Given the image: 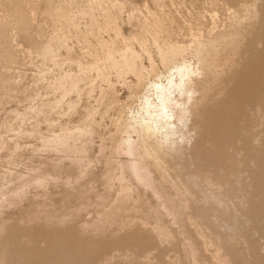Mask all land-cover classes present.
<instances>
[{
  "label": "rangeland",
  "instance_id": "rangeland-1",
  "mask_svg": "<svg viewBox=\"0 0 264 264\" xmlns=\"http://www.w3.org/2000/svg\"><path fill=\"white\" fill-rule=\"evenodd\" d=\"M113 1L99 0L83 16L92 0H0V264H264V0H118L122 12L114 25L105 24L103 9L116 11ZM254 1V11L242 6ZM93 16L104 45L121 50L126 38L140 55L138 84L132 73L118 77L105 64L98 37L85 33ZM140 35L157 75L164 68L152 36L166 49L185 46L178 62L197 65V42L217 54L216 67L200 82L204 99L192 110L188 144L168 149L132 133V115L155 79L131 39ZM93 55L105 64L102 73L88 67ZM62 73L79 78L77 94L67 83L65 90L51 87ZM125 134L138 137L133 154ZM133 160L160 194L136 179Z\"/></svg>",
  "mask_w": 264,
  "mask_h": 264
},
{
  "label": "bare ground",
  "instance_id": "bare-ground-1",
  "mask_svg": "<svg viewBox=\"0 0 264 264\" xmlns=\"http://www.w3.org/2000/svg\"><path fill=\"white\" fill-rule=\"evenodd\" d=\"M65 1V0H64ZM93 2H89L88 3V5H90L89 7H88V9L87 8H85V9H87V10H84V12L85 13H82V15L84 16L85 14H86V12H91L92 11V9H93V7L96 5L97 6V4L99 3V0H92ZM128 1V0H127ZM157 1V0H156ZM163 1V0H162ZM244 1V0H243ZM257 1V0H256ZM161 2V1H160ZM112 3V6L116 9V11H111L108 7L106 8V9H103V10H105V13H104V19H105V24L106 23H116V21H117V17L119 16L118 14H120V12H122V11H120V10H122L123 8H124V4L123 3H121L120 1H118V0H114L113 2H111ZM157 3H159V1L157 2ZM163 3V2H162ZM182 3V2H181ZM145 4V3H144ZM156 4V3H155ZM240 4V3H239ZM245 4H247V3H245ZM87 5V6H88ZM99 6H100V4H98ZM106 4H104V6H105ZM164 5V4H163ZM99 6H98V8H99ZM109 6H110V4H109ZM137 6V5H136ZM238 6V5H237ZM243 7L245 6L246 8H244V9H246V10H248V12L249 11H254V9H256V2L254 1L252 4H250V5H242ZM241 6V7H242ZM73 7V6H72ZM139 7V6H138ZM239 7V6H238ZM57 8V7H56ZM110 8H112V7H110ZM133 8V7H132ZM144 8H145V6H144ZM159 8V7H158ZM237 8V7H236ZM102 9V8H101ZM160 9H162V7L160 8ZM58 10H59V7H58ZM74 10V9H73ZM103 10H101V12L103 11ZM136 10H137V8H136ZM135 10V11H136ZM147 10V9H146ZM145 10V11H146ZM163 10V9H162ZM162 10H161V12H162ZM229 11H231V10H229ZM245 11V10H244ZM77 12V11H76ZM95 12V11H94ZM242 12V11H241ZM245 12H247V11H245ZM79 13H81V12H79ZM151 13H152V10H151ZM232 13V12H231ZM236 13V12H235ZM255 13V12H254ZM92 13H90V14H88V15H91ZM97 14V13H96ZM139 14V13H138ZM149 14V13H148ZM164 13H162V15H163ZM230 14V13H229ZM242 15H243V13H241ZM241 14H240V16H241ZM101 15V14H100ZM140 15V14H139ZM142 15V14H141ZM234 15H236V14H234ZM239 15V14H238ZM237 15V16H238ZM245 15V14H244ZM246 15H248V14H246ZM251 15V14H250ZM255 15V14H254ZM254 15H251V17L253 16L254 17ZM92 16V15H91ZM138 16V15H137ZM145 16V15H144ZM148 16H150V15H148ZM153 16H155L154 14H153ZM210 16V15H209ZM232 17H233V15H231ZM249 16V15H248ZM247 16V17H248ZM81 17V16H80ZM88 17V16H87ZM130 18H131V15L129 16ZM140 18H141V16H139ZM138 17V18H139ZM162 17V16H161ZM216 17V16H215ZM214 17V18H215ZM235 17V16H234ZM244 17V16H243ZM242 17V18H243ZM252 17V18H253ZM256 17V16H255ZM255 17H254V19H255ZM90 18V17H89ZM100 18H101V16H100ZM151 18V17H150ZM156 18H158L157 16H156ZM242 18H240V19H242ZM246 18V17H245ZM99 19V18H98ZM102 19H103V17H102ZM119 19V18H118ZM134 19V18H133ZM136 19V18H135ZM147 19V18H146ZM145 19V20H146ZM211 19V18H210ZM244 19V18H243ZM130 20H132V19H130ZM137 20L138 19H136V22H137ZM142 20V19H141ZM234 20V19H233ZM246 20H248V19H246ZM250 20H252V19H250ZM249 20V21H250ZM127 21V20H126ZM153 21V20H152ZM241 21H243V20H241ZM102 22H103V20H102ZM146 22V21H145ZM234 22V21H233ZM247 22V21H246ZM140 23V22H139ZM155 23V22H154ZM238 23V22H237ZM244 23V22H243ZM83 24H85V22L83 23ZM99 24H100V22H99ZM99 24H97V20L94 18V16L93 17H91L90 18V20H89V23H87L86 25H85V27H84V29H86V31H85V33L86 32H90V33H92V34H94L95 35V37H98V40L100 41L98 44L102 47V50L100 49V47H99V51H101V52H103L104 51V62H105V64H108V67H110L111 68V70L112 69H114V71H116L115 73L116 74H118L119 76L118 77H121L122 75L124 76V73L125 72H129L130 74L132 73V75H134L135 76V79L137 78L139 81L142 79V77H143V73H142V71L137 67V65H136V61H138V62H141L140 60H139V58H140V55L138 54V52L137 51H135L134 50V48H132L131 47V44H129V42L127 41V39L126 38H124V42L123 43H125L124 44V46L122 47V49L120 50V49H118L117 47H115V46H112L113 44L112 43H109V45L110 44H112L111 46H106V45H104V43L101 41V39L99 38V35H98V33L95 31V26H98L99 27ZM143 24H145V23H143ZM152 24H153V22H152ZM81 25V24H80ZM101 25H103V24H101ZM108 25V24H107ZM112 25H114V24H112ZM119 25V24H118ZM131 25V24H130ZM79 26V25H78ZM69 27V26H68ZM74 27V26H73ZM82 27H83V25H82ZM98 27H96L98 30H100ZM107 27V26H106ZM144 27V26H143ZM154 27V26H153ZM156 27V26H155ZM155 27H154V29H155ZM104 28H105V25H104ZM109 28V27H108ZM163 28V27H162ZM241 28V27H240ZM80 29V28H79ZM83 29V30H84ZM146 29V28H145ZM171 29V28H170ZM67 30H68V28H67ZM115 32H116V34H120V28L119 27H117V25H116V27H115ZM114 30H113V34L115 33L114 32ZM156 30H157V28H156ZM155 30V31H156ZM160 29H158V31H159ZM165 30V29H164ZM166 30H168V29H166ZM101 31V30H100ZM152 31H153V33L155 34V31L152 29ZM152 31H150V32H152ZM211 31H213V30H211ZM234 31V30H233ZM232 31V32H233ZM101 32H103V31H101ZM109 32H111V30L109 31ZM174 32V31H173ZM192 31H190V33H191ZM245 32V31H244ZM55 33V32H54ZM146 33V32H145ZM148 33H149V31H148ZM147 33V34H148ZM159 33V32H158ZM160 33H161V30H160ZM159 33V34H160ZM172 33V32H171ZM194 33V32H193ZM224 33V32H223ZM87 34V33H86ZM106 34V33H105ZM104 33H103V35H105ZM112 34V35H113ZM116 34L115 35H113V36H116ZM152 34V33H151ZM153 34V35H154ZM158 34V35H159ZM174 34V33H173ZM173 34H171V35H173ZM189 34V33H188ZM198 34H200V33H198ZM197 34V35H198ZM210 34H212V33H210ZM81 35V34H80ZM88 35V34H87ZM132 35V34H131ZM157 35V36H158ZM168 35V37L167 38H169V34H166V36ZM196 35V34H195ZM62 36V35H61ZM125 36V35H124ZM161 36H162V34H161ZM160 36V37H161ZM189 36H191V35H189ZM216 36V35H215ZM219 36V35H218ZM222 36H223V34H222ZM52 37V36H51ZM65 37V36H64ZM75 37H76V35H75ZM92 37V36H91ZM127 37V36H126ZM149 37H151V36H149ZM153 37V36H152ZM150 38V39H152V40H150V41H152L151 42V44H154V47H155V51H156V54L155 55H157V57L159 58V60L161 61V63L163 64V67L162 68H164V70L159 74V75H157L156 73H155V71H154V64H153V55H152V52H151V48L149 49L148 47H146V42H145V40H144V38H142V35H140V36H138V37H135V36H133L131 39H132V41H138V43H140V46L142 47V49H141V51L140 52H144L143 53V55H146V59H148L149 60V64H150V62H151V68H152V71H153V73L155 74V79H153V80H151L150 82L149 81H147V82H149L148 84H147V88H146V93L143 95V97H142V99H141V101L140 100H138V101H140V104H139V106H137L138 107V111L135 113V114H133L132 115V118H131V121H132V124H131V129H133L132 131H134V132H132V131H130V132H132V133H135L136 132V134H134V135H137V133L140 135V136H142V137H144L145 139H147V140H155V142L156 143H159V145L161 146V147H165V148H168V149H173L174 147H176L177 145H179V143H189L191 140H192V138H194V135L193 134H191V132L193 131V127H194V123H193V121H192V117H193V114H192V110H193V108H195L196 106H199L200 105V103L202 102V100L204 99V90L205 89H203V87L201 86V84H200V82L201 81H203V79H204V77L203 76H206V74L207 73H209V72H211L212 71V69L213 68H215L216 67V58H217V54H216V52H214V50H213V47H211V48H209V50L206 52V53H204L200 48H199V43L197 42V46L196 47H198L197 49H195V51L193 52L194 53V55H193V57L195 56V58H196V60H197V65L195 64H193V63H190V62H188V60H185V59H183V61L182 62H178L177 60H178V58L179 57H181L183 54H184V52L186 51V48H185V46H180V45H178V47H172L171 49H170V47H169V49H166V48H164L163 47V45H166V44H162V43H160L162 46H160L159 44H158V42L156 41V39L154 38V37H156V36H154L153 38ZM197 37V36H196ZM195 37V38H196ZM56 38V37H55ZM69 38V37H68ZM73 38V37H72ZM83 38H85V37H83ZM112 38H114V37H112ZM118 38V37H117ZM120 38V37H119ZM128 38H130V37H128ZM146 38V37H145ZM156 38H158V37H156ZM166 38V39H167ZM191 38H192V36H191ZM193 38H194V36H193ZM193 38H192V40H193ZM198 38V37H197ZM91 39V38H90ZM115 39H116V37H115ZM121 40H122V38H120ZM147 39V38H146ZM190 39V37L188 38V40ZM213 39H214V36H213ZM224 39V38H223ZM230 39V38H229ZM58 40H60V39H58L57 38V41ZM67 40V39H66ZM65 40V41H66ZM84 40V39H83ZM82 40V41H83ZM103 40H105L104 38H103ZM112 40V39H111ZM148 40V39H147ZM159 40H160V38H159ZM169 40V39H168ZM192 40H189V41H192ZM204 40V39H203ZM218 40V39H217ZM74 41H75V39H74ZM78 41V40H77ZM94 41V40H93ZM130 41V40H129ZM163 41H165V40H163ZM162 41V42H163ZM170 41V40H169ZM172 41V40H171ZM188 41V42H189ZM209 41H210V39H209ZM90 42V41H89ZM131 42V41H130ZM168 42V41H167ZM166 42V43H167ZM201 42V41H200ZM59 43V42H58ZM78 43L79 42H77V45H78ZM90 43H93V42H90ZM105 43H106V41H105ZM115 43V42H114ZM138 43H135L136 45L138 44ZM164 43V42H163ZM190 43V42H189ZM195 43H196V41H195ZM230 43V42H229ZM54 44V43H53ZM52 44V45H53ZM64 44H66V43H64ZM84 44H86V43H84ZM88 44V43H87ZM117 44V43H116ZM115 44V45H116ZM119 44V43H118ZM148 44V43H147ZM151 44H148L149 45V47H150V45ZM175 44H176V42H175ZM174 44V45H175ZM180 44V43H179ZM182 44V43H181ZM191 44H192V42H191ZM57 45V44H56ZM122 45V44H121ZM147 45V46H148ZM170 45V44H169ZM168 45V46H169ZM187 45L188 46H190L188 43H187ZM67 45H65V47H66ZM88 46V45H87ZM117 46H119V45H117ZM139 45H138V47H140ZM193 46V45H192ZM203 46H204V44H203ZM207 46V45H206ZM205 46V47H206ZM237 46H239V45H237ZM59 47H61V46H59ZM137 47V46H136ZM167 47V46H166ZM187 47V46H186ZM194 47V46H193ZM201 47V46H200ZM50 48V47H49ZM52 48V47H51ZM50 48V49H51ZM67 48V47H66ZM72 48V47H71ZM204 49V48H203ZM2 50V49H1ZM58 50V49H57ZM57 50H55L56 51V53H57ZM67 50V49H66ZM71 50H73V49H71ZM84 50V49H83ZM82 50V51H83ZM86 50V49H85ZM85 50H84V53H85ZM94 50V49H93ZM143 50V51H142ZM190 50V49H189ZM192 50H194L193 48L191 49V51ZM234 50V49H233ZM7 51V50H6ZM29 51V50H28ZM28 51H27V53H28ZM65 51V50H64ZM68 52H69V50H68ZM88 52V51H87ZM230 52V51H229ZM235 52V51H234ZM233 52V53H234ZM29 53H30V51H29ZM44 53L45 54H47V53H49V50H45L44 51ZM83 53V54H84ZM91 53V52H90ZM36 54V53H35ZM86 54V53H85ZM84 54V55H85ZM89 54V53H88ZM93 54H95V53H93ZM97 54H98V52H97ZM103 54V53H102ZM116 54L118 55V57H119V59L117 58V56H116ZM185 54H187V53H185ZM28 55H31V54H28ZM47 55H49V54H47ZM82 55V54H81ZM80 55V56H81ZM71 56V55H70ZM86 56V55H85ZM98 56V55H97ZM100 56H101V54H100ZM220 56V55H219ZM79 57V56H78ZM87 57H89V56H87ZM93 58L91 59V62L89 63V65H88V67L89 68H92L93 70L94 69H96L97 71H95L96 73L98 72V73H102L103 71H102V68H101V66H100V63H99V58H96V56L94 57V55L92 56ZM142 57V56H141ZM42 58V57H41ZM57 58V57H56ZM82 58H83V56H82ZM143 58V57H142ZM145 58V57H144ZM184 58V57H183ZM190 58V57H189ZM62 59H64V58H62ZM85 59V58H84ZM90 59V58H89ZM103 58H101V60H102ZM155 59H156V57H155ZM53 60V57L51 58V61ZM54 60H56L55 58H54ZM86 60V59H85ZM84 60V61H85ZM220 60V59H219ZM47 61V60H46ZM72 61V60H71ZM76 61H79V60H76ZM146 61V60H145ZM53 62V61H52ZM70 62V61H69ZM66 63V62H65ZM143 63V62H142ZM55 64H56V62H55ZM54 64V65H55ZM70 64V63H69ZM68 64V65H69ZM73 64V63H72ZM78 64V63H77ZM77 64H76V66H77ZM80 64V63H79ZM104 64V63H103ZM104 64V65H105ZM138 64H140V67H141V63H138ZM43 65V64H42ZM58 65V64H57ZM56 65V66H57ZM75 65V64H74ZM85 65V64H84ZM103 65V66H104ZM149 65V66H150ZM39 66V65H38ZM64 66V65H63ZM62 66V67H63ZM102 66V67H103ZM148 66V67H149ZM42 67V66H41ZM47 67V66H46ZM60 67V66H59ZM86 67V65L84 66V68ZM48 68V67H47ZM58 67H56V69H57ZM76 68H78V66L76 67ZM82 68V67H81ZM150 67H149V71H150V69H151ZM109 69V68H108ZM142 69V68H141ZM147 69V68H146ZM221 69V68H220ZM54 70V69H53ZM63 70V69H62ZM51 71H52V69H51ZM70 71V70H69ZM81 71H82V69H81ZM92 71V70H91ZM63 72V71H62ZM104 72H106V71H104ZM110 72V71H109ZM59 73V72H58ZM65 73H66V70H65ZM79 73V72H78ZM89 73H91L92 74V72H89ZM152 73V72H151ZM47 74V73H46ZM128 74V73H127ZM41 75V74H40ZM96 75V74H95ZM47 76V75H46ZM82 76V75H81ZM104 76V75H103ZM108 76V75H107ZM110 76V75H109ZM126 76V75H125ZM153 76V75H152ZM39 77V76H38ZM53 77H55V76H53ZM79 77H80V75H79ZM83 77H84V75H83ZM86 77V76H85ZM100 77H102V74H101V76ZM57 78V77H56ZM95 78V77H94ZM93 78V79H94ZM99 78V77H98ZM105 78H107V77H105ZM210 78V77H209ZM41 79V78H40ZM46 79V78H45ZM48 79V78H47ZM96 79V78H95ZM119 79V78H118ZM137 79H136V83H137ZM122 80H124V79H122ZM148 80V79H147ZM44 81V80H43ZM48 81V80H47ZM127 81V80H126ZM125 81V82H126ZM50 82V81H49ZM52 82V86L51 87H58V88H61V89H64V84H66L67 83V86H68V89H69V91L70 90H76V91H80L79 90V82H80V80H79V78L76 76H71V75H69L68 73L67 74H64L63 75V73H62V76H60L58 79H56L55 81H51ZM95 82V81H94ZM100 82H101V80H100ZM108 83H109V81H107ZM43 83V82H42ZM102 83V82H101ZM112 83V82H111ZM110 83V85H112ZM39 84V83H38ZM46 84H47V82H46ZM45 84V85H46ZM90 84H91V81H90ZM107 84V83H106ZM138 84V83H137ZM142 84V83H141ZM42 85V84H41ZM44 85V86H45ZM87 85V84H86ZM88 85H89V83H88ZM132 84H130V86H131ZM47 87H48V85H46ZM84 86V85H83ZM82 86V87H83ZM90 86V85H89ZM114 86V85H113ZM112 86V87H113ZM127 86H129V84L127 85ZM55 87V88H56ZM81 87V88H82ZM86 87H88V86H86ZM107 87V85L105 86V88ZM115 87V86H114ZM113 87V88H114ZM36 88V87H35ZM49 88V87H48ZM93 88V87H92ZM104 88V89H105ZM108 88V87H107ZM111 88V87H110ZM109 88V89H110ZM131 88V87H130ZM129 88V89H130ZM51 89V88H50ZM54 89V88H53ZM91 89V88H90ZM65 90V89H64ZM49 91V90H48ZM76 91H75V93H76ZM94 91V90H93ZM99 91V90H98ZM107 91V90H106ZM38 92H40V91H38ZM53 92V91H52ZM54 92H56V91H54ZM66 92V91H65ZM114 92V91H113ZM130 93H131V91H129ZM67 93V92H66ZM81 92H79L78 94H80ZM86 93V92H85ZM89 92H87L86 94H88ZM102 93V92H101ZM100 93V94H101ZM48 94V93H47ZM69 94H71V93H69ZM77 94V93H76ZM196 94H198V96H196ZM67 95V94H66ZM92 95V94H91ZM99 95V94H98ZM106 95V94H105ZM49 96H50V94H49ZM53 96V95H52ZM58 96H61V95H58ZM75 96V95H74ZM80 96V95H79ZM129 96H130V94H129ZM128 96V97H129ZM42 97H44V96H42ZM62 97V96H61ZM60 97V98H61ZM64 97V96H63ZM62 97V99L64 100L65 98H63ZM69 97V96H68ZM78 97V95L76 96V98ZM87 97H88V95H87ZM100 97V96H99ZM36 98V97H35ZM52 98H54V96L52 97ZM59 98V99H60ZM80 98V97H79ZM89 98H90V96H89ZM78 99V98H77ZM128 99V98H127ZM103 100V99H102ZM101 100V101H102ZM53 101V100H52ZM68 101V100H67ZM69 101H71V100H69ZM68 101V102H69ZM80 101V100H79ZM87 101V100H86ZM32 102H33V100H32ZM35 102V101H34ZM58 102H59V100H58ZM60 102H63L62 100H60ZM89 102V101H88ZM39 103V102H38ZM77 103H79V102H77ZM54 104V103H53ZM59 104H61V103H59ZM64 104V103H63ZM66 104V103H65ZM35 105V104H34ZM48 105V104H47ZM56 105V104H55ZM75 105V104H74ZM92 105V104H91ZM95 105V104H94ZM54 105H52L51 107H53ZM62 106V105H61ZM68 106V108L67 109H69V105H67ZM76 106H78V104H76ZM111 106H112V104H111ZM116 106V105H115ZM30 107V106H29ZM66 107V106H65ZM75 107V106H74ZM39 108H41V107H39ZM43 108V107H42ZM57 107H55L54 109H56ZM71 108V107H70ZM73 108V107H72ZM119 108V107H118ZM33 109V108H32ZM60 109V108H59ZM91 109V108H90ZM29 110V109H28ZM31 110V109H30ZM92 110V109H91ZM91 110H90V112H89V114H91ZM95 110H96V108H95ZM135 110V109H134ZM38 111V110H37ZM41 111V110H40ZM39 111V112H40ZM60 111V110H59ZM73 111V110H72ZM86 111V110H85ZM136 111V110H135ZM134 111V112H135ZM31 112V111H30ZM32 112H33V110H32ZM31 112V113H32ZM51 112V111H50ZM49 112V113H50ZM56 112V111H55ZM66 112H68V111H66ZM66 112H64V113H66ZM87 112V113H88ZM98 112V111H97ZM28 113V112H27ZM38 113V112H37ZM63 113V114H64ZM87 113H85L86 115H87ZM130 113V112H129ZM24 114V113H23ZM67 114V113H66ZM106 114V113H105ZM28 115H29V113H28ZM53 115V114H52ZM55 115H56V113H55ZM54 115V116H55ZM60 115V114H59ZM93 115V114H92ZM94 116V115H93ZM128 116H130V114L128 115ZM22 117V116H21ZM25 117V116H24ZM57 117H59L58 115H57ZM63 117H64V115H63ZM68 117V116H67ZM89 117V116H88ZM91 118H92V116H90ZM32 118V117H31ZM62 118V116L60 117V119ZM84 118H86V116L84 117ZM59 119V120H60ZM119 119V118H118ZM121 119V118H120ZM22 120V119H21ZM84 120V119H83ZM82 120V121H83ZM87 120V119H86ZM92 120V119H91ZM33 121V120H32ZM52 121V120H51ZM57 122H58V119L56 120ZM55 121V122H56ZM82 121H80V122H82ZM45 122V121H44ZM54 122V123H55ZM86 122V121H85ZM118 122V121H117ZM22 123V122H21ZM49 123H51L50 121H49ZM51 124H53V123H51ZM83 124H84V122H83ZM83 124L81 125V126H83ZM88 124V123H87ZM117 124V123H116ZM40 125V124H39ZM43 125V124H42ZM98 125V124H97ZM30 126H32L31 124H30ZM87 126V125H86ZM91 126V125H90ZM83 127H85V126H83ZM129 127V126H128ZM46 128V127H45ZM64 128V127H63ZM88 128V127H87ZM86 128V129H87ZM38 129V128H37ZM41 129V128H40ZM76 129V128H75ZM82 129H84V128H82ZM46 130V129H45ZM78 130H80V129H78ZM130 130V129H129ZM67 131V130H66ZM81 131L82 130H80V133H81ZM45 132V131H44ZM60 132V131H59ZM70 132H73L72 130L71 131H68L67 132V134H69ZM76 132V131H75ZM78 132V131H77ZM85 132H86V130H85ZM113 132V131H112ZM124 132V131H123ZM36 133V132H35ZM58 133V132H57ZM56 133V134H57ZM82 133H83V131H82ZM37 134V133H36ZM48 134V133H47ZM46 134V135H47ZM56 134H55V136H56ZM84 135H85V133H83ZM41 135V134H40ZM78 135H79V133H78ZM120 135H121V133H120ZM126 135L127 134H125V137H126ZM129 135H131L130 133H129ZM129 135H127L128 137L126 138V139H124L125 140V144H127V147L126 148H128V152H130L131 154H133V151H134V148H135V140L138 138H136V136H135V138L136 139H134V141L131 139V137H129ZM30 136V135H29ZM52 136H53V134H52ZM67 137H68V135H67ZM122 137V136H121ZM124 137V138H125ZM141 138V137H140ZM50 139V138H49ZM72 139V138H71ZM41 140V139H40ZM59 140V139H58ZM105 140V139H104ZM41 141H43V140H41ZM40 141V142H41ZM47 141V140H46ZM49 141V140H48ZM68 141V140H67ZM75 141V140H74ZM78 141V140H77ZM123 141V140H122ZM54 142V141H53ZM59 142V141H58ZM73 142V141H72ZM137 143V142H136ZM49 144V143H48ZM138 144V143H137ZM13 145H15V144H13ZM16 145H17V143H16ZM63 145V144H62ZM74 145V144H73ZM117 145V144H116ZM121 146V145H120ZM64 147V146H63ZM75 146H73V148H74ZM67 148V147H66ZM15 149H17L16 147H15ZM44 149V148H43ZM104 149V148H103ZM118 149H120V148H118ZM39 150V149H38ZM59 150V149H58ZM60 151V150H59ZM119 151V150H118ZM124 151H125V149H124ZM127 152V153H128ZM61 153V152H60ZM64 153V152H63ZM80 153V152H79ZM122 153V152H121ZM126 153V154H127ZM155 155L152 157L153 158V160H154V164L156 165V166H160V159H159V153H158V150H156V152L154 153ZM151 155H153V154H149V153H145V157L147 156H151ZM127 156V155H126ZM131 156H133V155H131ZM122 157V156H121ZM135 158H136V156H134ZM133 157V158H134ZM146 157V158H147ZM123 158V157H122ZM124 158H126V157H124ZM128 158H131L130 156L128 157ZM139 157H137V159H138ZM70 159V158H69ZM128 162H129V160H128ZM152 165V164H151ZM130 168H131V170H132V172H133V175H135L136 176V179H138V181L140 182H142L143 183V185L145 186V187H149V188H151V189H153V191L150 189V191H152V194L153 195H156V194H160V192H159V190H157V187L154 185V182H153V179H152V176H151V174L148 172V170L145 168V166H143V164H142V162L140 161V160H133L132 162H131V165H130ZM115 170V169H114ZM130 170V171H131ZM109 171V170H108ZM116 171V170H115ZM123 172V171H122ZM11 173V172H10ZM123 174V173H122ZM8 176H10L9 174H8ZM118 176V175H117ZM119 176H120V173H119ZM22 177V176H21ZM116 177V176H115ZM126 177V176H125ZM128 177V176H127ZM168 177V176H167ZM20 178V177H19ZM45 178V177H44ZM129 178V177H128ZM8 179H9V177H8ZM109 179H111V178H109ZM155 179V178H154ZM162 179V178H161ZM41 180V179H40ZM115 180V179H114ZM122 180V179H121ZM38 181V180H37ZM44 181V180H43ZM107 181V180H106ZM108 181H110V180H108ZM108 181H107V183H108ZM119 181V180H118ZM138 182V183H139ZM37 183V182H36ZM40 182H38V184H39ZM53 183V182H52ZM74 183V182H73ZM118 183V182H117ZM135 183V182H134ZM173 183V182H172ZM41 184H43V183H41ZM129 184V183H128ZM42 186V185H41ZM132 186V185H131ZM26 187V186H25ZM23 188V187H22ZM148 189V188H147ZM140 190V189H139ZM129 191V190H128ZM137 191V190H136ZM180 191V190H179ZM17 192V191H16ZM144 193H145V191H144ZM185 193H187V192H185ZM2 194V193H1ZM10 194V193H9ZM4 196V195H3ZM1 197V196H0ZM6 197V196H5ZM5 197H3L4 199H5ZM156 196H154V198H155ZM159 197H161V196H159ZM175 197V196H174ZM173 197V198H174ZM177 198V197H176ZM183 198H184V196H183ZM157 200H160V199H157ZM160 202V201H159ZM185 202V201H184ZM157 203V202H156ZM9 204H10V202H9ZM133 204H134V202H133ZM162 204V203H161ZM163 205V204H162ZM162 207V206H161ZM168 211V210H167ZM165 212V211H164ZM167 213V212H166ZM168 213H169V211H168ZM173 214V213H172ZM169 216V215H168ZM171 217V216H170ZM189 220V219H188ZM188 222H190V221H188ZM200 236V235H199ZM201 240H202V237H201ZM205 240H207V239H205ZM204 240V241H205ZM203 241V240H202ZM207 241H209V240H207ZM203 243V242H202ZM206 243V242H205ZM204 243V244H205ZM203 244V245H204ZM209 244H211L210 242H209ZM205 246V245H204ZM206 251V250H205ZM48 252V251H47ZM41 256V255H40ZM212 257V256H211ZM211 259H213V258H211ZM218 262V261H217Z\"/></svg>",
  "mask_w": 264,
  "mask_h": 264
}]
</instances>
